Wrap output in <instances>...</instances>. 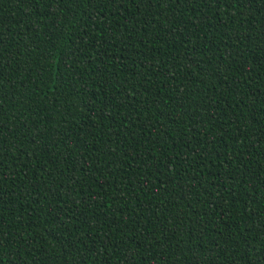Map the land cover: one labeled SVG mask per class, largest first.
I'll return each mask as SVG.
<instances>
[{
  "label": "trees",
  "instance_id": "trees-1",
  "mask_svg": "<svg viewBox=\"0 0 264 264\" xmlns=\"http://www.w3.org/2000/svg\"><path fill=\"white\" fill-rule=\"evenodd\" d=\"M0 264H264V0H0Z\"/></svg>",
  "mask_w": 264,
  "mask_h": 264
}]
</instances>
